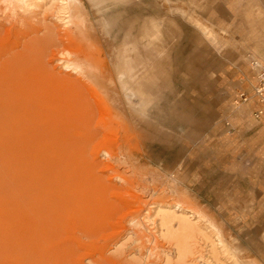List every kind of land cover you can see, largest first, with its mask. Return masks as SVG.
I'll use <instances>...</instances> for the list:
<instances>
[{
    "label": "rangeland",
    "instance_id": "rangeland-1",
    "mask_svg": "<svg viewBox=\"0 0 264 264\" xmlns=\"http://www.w3.org/2000/svg\"><path fill=\"white\" fill-rule=\"evenodd\" d=\"M21 3L0 0V264H264L220 144L264 64L246 0Z\"/></svg>",
    "mask_w": 264,
    "mask_h": 264
},
{
    "label": "crops",
    "instance_id": "crops-1",
    "mask_svg": "<svg viewBox=\"0 0 264 264\" xmlns=\"http://www.w3.org/2000/svg\"><path fill=\"white\" fill-rule=\"evenodd\" d=\"M159 20L164 23L168 21L172 25L175 21L174 18L163 17H160ZM196 24L199 27L198 23ZM162 32L164 31L162 30ZM204 35L207 36L205 32ZM248 73L247 78L252 74L251 72ZM255 77L257 85V76ZM246 86L250 94H247L245 91L237 92L236 98V101H239L241 105H249L247 113L244 112L245 117L242 116L243 114L237 115L236 113H232L229 116L231 121H226V126H230L231 129L235 130L234 133L237 136L232 135L234 134L232 131L224 133L223 137L220 138V144L223 146L221 148L225 153L226 151L229 153L231 150L235 151L239 149L241 152L240 155H243L245 165L242 164V178L236 185L237 191L241 193V196H245L248 193L255 194V197H252L254 199H252L253 207L255 208V214L253 216L260 219L264 216V100L256 94L255 90L253 92V88L249 87V81ZM243 93L248 97L247 100L243 99ZM249 95L251 97L250 99ZM260 111L263 113L259 114ZM251 117L256 121L254 122ZM247 128H250V130L247 131ZM219 154H222V152ZM234 155H237V153L234 152ZM257 160H260L259 163H257ZM252 201L250 200L249 202ZM242 205L246 206V204ZM251 207L252 205L248 206V208Z\"/></svg>",
    "mask_w": 264,
    "mask_h": 264
},
{
    "label": "bare ground",
    "instance_id": "bare-ground-1",
    "mask_svg": "<svg viewBox=\"0 0 264 264\" xmlns=\"http://www.w3.org/2000/svg\"><path fill=\"white\" fill-rule=\"evenodd\" d=\"M11 1V0H10ZM19 2L24 3L25 5L28 3V0H18ZM36 1V0H35ZM44 1V0H43ZM2 2V1H1ZM33 2V1H32ZM57 2V6L59 8V13L67 15L69 12V10H71V8L75 5L73 4V0H56ZM5 3V1H4ZM21 3V4H22ZM44 3V2H43ZM2 4V3H1ZM8 4V3H7ZM30 4V3H29ZM28 4V5H29ZM34 4V3H33ZM38 4V3H37ZM45 5V4H44ZM48 5V4H47ZM5 6V5H4ZM31 6V5H30ZM16 7V6H15ZM79 7V5H78ZM11 8V7H10ZM26 8V6H25ZM80 8V7H79ZM1 9V8H0ZM10 10V9H9ZM243 10V9H242ZM16 11V10H15ZM20 11V10H17ZM26 10H24L25 12ZM72 11V10H71ZM13 12V11H12ZM22 12V10H21ZM58 13V14H59ZM85 13V12H84ZM16 15V14H15ZM60 15V14H59ZM12 16V15H11ZM58 16V15H57ZM68 16V15H67ZM64 16V17H67ZM5 17V16H4ZM8 17V16H7ZM15 17V16H14ZM20 17V16H19ZM242 17H243V21H245L247 28H248V33L250 34V36L253 38L254 42H255V46H256V50L257 49H262L264 50V0H246V5L244 7V11L242 13ZM13 18V17H12ZM56 18V17H55ZM105 18V17H104ZM10 19V18H9ZM70 19V18H68ZM67 20V19H66ZM104 20V19H103ZM201 20V19H200ZM200 20L198 21V23L200 24V26L203 27V24L200 22ZM106 21V20H105ZM9 22V21H8ZM13 23V22H12ZM17 23V22H16ZM52 23V22H51ZM107 23V22H106ZM64 24V23H63ZM68 26V25H67ZM66 27V26H65ZM209 29L211 28H207V27H203V31H209ZM108 31V30H107ZM149 31V30H148ZM227 31V30H226ZM231 38V37H230ZM236 41V40H234ZM235 43V42H234ZM125 47V46H124ZM126 50V49H125ZM123 52V51H122ZM259 53H257L258 55ZM126 56V53L124 54ZM260 55V54H259ZM125 56H123L125 58ZM246 57V56H245ZM258 57V56H257ZM127 60V59H126ZM120 61V60H119ZM124 61V60H123ZM122 61V62H123ZM126 63V61H125ZM118 64V62H117ZM75 65V64H74ZM124 65V64H123ZM127 65V64H126ZM76 66V65H75ZM117 66V65H116ZM77 68V67H75ZM129 68V67H128ZM71 69V68H70ZM122 69H126L125 66ZM139 71V70H138ZM120 72V71H119ZM129 72V71H128ZM124 74L121 75L124 76L125 75V71L123 72ZM130 73V72H129ZM138 74V72L136 73ZM129 75V74H128ZM120 77V78H121ZM133 77V76H132ZM128 78V77H126ZM141 78V77H140ZM139 78V79H140ZM123 81V80H122ZM125 81V80H124ZM123 81V82H124ZM139 80H137L138 82ZM122 82V83H123ZM126 82V81H125ZM137 84V83H136ZM128 85V84H127ZM256 85V82H255ZM254 85V87H255ZM131 87V85H129ZM140 87V86H139ZM138 88V87H137ZM142 89V88H140ZM126 90V89H125ZM138 90V89H137ZM125 92V91H124ZM133 92V91H132ZM138 96V95H137ZM137 98V97H136ZM256 98V97H255ZM139 102V101H138ZM140 103L141 105H145L146 101L144 99H140ZM139 106V105H138ZM175 207L177 208H181L180 203H176ZM175 211V210H174ZM184 211V210H183ZM190 213H192L193 216L197 217L200 221H203L208 229H211V231L214 232V234H216V238H218L219 241H222L223 238V234H222V230L221 228L211 219H209L201 210L196 209V208H192L190 209V211H188ZM176 213V212H175ZM217 242V241H216ZM218 244V243H217ZM222 245V244H221ZM226 247V246H225ZM226 250V249H225ZM234 264H244L242 262H240L237 258L234 259Z\"/></svg>",
    "mask_w": 264,
    "mask_h": 264
},
{
    "label": "built area",
    "instance_id": "built-area-1",
    "mask_svg": "<svg viewBox=\"0 0 264 264\" xmlns=\"http://www.w3.org/2000/svg\"><path fill=\"white\" fill-rule=\"evenodd\" d=\"M253 69L256 70L257 75V85L255 87L256 94L264 100V64H258L255 62L252 65ZM243 99L247 100V96L243 93L242 94ZM263 113L262 111L259 112V114Z\"/></svg>",
    "mask_w": 264,
    "mask_h": 264
}]
</instances>
